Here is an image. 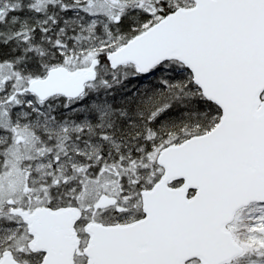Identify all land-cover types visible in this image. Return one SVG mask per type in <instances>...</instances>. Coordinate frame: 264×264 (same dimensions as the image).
Here are the masks:
<instances>
[{
  "label": "snow or ice",
  "instance_id": "obj_1",
  "mask_svg": "<svg viewBox=\"0 0 264 264\" xmlns=\"http://www.w3.org/2000/svg\"><path fill=\"white\" fill-rule=\"evenodd\" d=\"M0 264H264V0H0Z\"/></svg>",
  "mask_w": 264,
  "mask_h": 264
}]
</instances>
